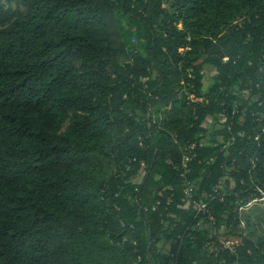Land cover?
<instances>
[{"label": "trees", "instance_id": "16d2710c", "mask_svg": "<svg viewBox=\"0 0 264 264\" xmlns=\"http://www.w3.org/2000/svg\"><path fill=\"white\" fill-rule=\"evenodd\" d=\"M12 1L0 264H264V0Z\"/></svg>", "mask_w": 264, "mask_h": 264}, {"label": "built area", "instance_id": "2783aa9c", "mask_svg": "<svg viewBox=\"0 0 264 264\" xmlns=\"http://www.w3.org/2000/svg\"><path fill=\"white\" fill-rule=\"evenodd\" d=\"M194 146H192L190 149H193ZM189 149L188 148H183L182 149V166L183 168L186 166L187 162L190 160L189 156ZM258 193L260 194V199L264 200V192L261 190H258ZM184 194L186 198L190 201L193 202L197 214L203 217L209 224L214 223V217L211 214L210 209L208 208V204L205 203L202 199H199L197 201L192 200V189L191 186H188V188L185 189ZM256 201V200H255ZM254 201H251L252 203ZM214 239L208 242L207 248L209 249L210 253H216L218 251H228L229 253H234L235 247L238 246L241 242L240 239L238 238H227V237H217L216 236V231L214 230L213 232Z\"/></svg>", "mask_w": 264, "mask_h": 264}, {"label": "rangeland", "instance_id": "374dc122", "mask_svg": "<svg viewBox=\"0 0 264 264\" xmlns=\"http://www.w3.org/2000/svg\"><path fill=\"white\" fill-rule=\"evenodd\" d=\"M26 14V9L22 6H18L12 0H0V18L8 21H13L16 17L24 16ZM67 123L64 124V127ZM248 208L240 209L239 217L244 219L246 217L250 218L251 221L256 224L257 233L260 236H264V200L249 203ZM242 210V211H241ZM243 224H240V230L243 228ZM240 239V237L238 238ZM65 259V258H64Z\"/></svg>", "mask_w": 264, "mask_h": 264}]
</instances>
